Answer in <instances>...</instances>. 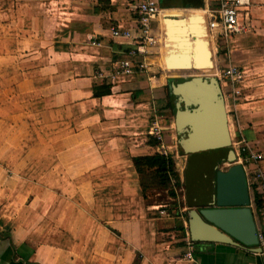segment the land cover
<instances>
[{
  "label": "crops",
  "instance_id": "obj_1",
  "mask_svg": "<svg viewBox=\"0 0 264 264\" xmlns=\"http://www.w3.org/2000/svg\"><path fill=\"white\" fill-rule=\"evenodd\" d=\"M133 1L0 0V264H175L185 252L187 212L204 196L148 204L132 159L156 154L149 128L169 111L166 87L180 74L166 68L183 53L168 31L186 22L166 20L195 14L208 27L220 0H203L200 9L159 7L147 70L111 84L105 76L131 46L110 30L134 28ZM239 20L244 33L224 40L201 24L200 40L215 45L210 76L231 101L234 153L244 141L264 156V0H252ZM233 65L245 72L238 97L218 79ZM107 86L109 95H94ZM213 190L214 181L208 198ZM252 196L257 231L264 230ZM160 206L170 207L168 217L153 211ZM194 247L197 264H264V252Z\"/></svg>",
  "mask_w": 264,
  "mask_h": 264
},
{
  "label": "water",
  "instance_id": "obj_2",
  "mask_svg": "<svg viewBox=\"0 0 264 264\" xmlns=\"http://www.w3.org/2000/svg\"><path fill=\"white\" fill-rule=\"evenodd\" d=\"M172 17V16H171ZM202 17L191 14L186 20L177 16L166 22L185 23L168 31L171 44L180 53L167 59L166 68L179 72L171 90L178 101L174 127L184 155L229 149L232 146L225 99L219 82L210 77L214 70L210 43L201 41ZM193 47V49H192ZM187 48V51L182 49ZM191 72L198 77H187ZM189 76V75H188ZM226 171L216 170L214 193L205 195L197 209L187 212L188 233L195 244H220L249 249L260 255L257 227L252 211L251 194L241 164L227 162Z\"/></svg>",
  "mask_w": 264,
  "mask_h": 264
},
{
  "label": "built area",
  "instance_id": "obj_3",
  "mask_svg": "<svg viewBox=\"0 0 264 264\" xmlns=\"http://www.w3.org/2000/svg\"><path fill=\"white\" fill-rule=\"evenodd\" d=\"M252 0H220L218 7L210 12L208 28L211 32H217L220 39L228 40L234 36L245 32V27L239 18L242 9L247 8ZM134 15V28L123 30L120 27L111 28L110 36L112 39L126 41L131 48L125 56L112 63L109 74L105 76L111 84L125 81L137 74L147 70L144 61L148 51L156 44L152 32V22L160 12L156 0H134L129 6ZM245 80V72L242 68L233 65L225 69L219 81L230 84L233 97L241 94L242 85ZM166 129L161 125V121L154 119L149 128V135L156 142L155 152L163 157L172 154V148L166 144ZM236 163L242 165L247 183L255 185L260 193L262 207L259 209L260 216L264 219V173L261 163L264 160L262 153L251 151L247 143L237 144L235 152ZM253 165L251 173L246 170L247 166ZM173 183V182H172ZM173 185H175L173 183ZM168 206H160L153 209L159 217L165 218L170 214ZM259 248H264V230L257 231ZM185 252L178 258L175 264H197L195 257L194 243L190 240L188 231L184 235Z\"/></svg>",
  "mask_w": 264,
  "mask_h": 264
},
{
  "label": "trees",
  "instance_id": "obj_4",
  "mask_svg": "<svg viewBox=\"0 0 264 264\" xmlns=\"http://www.w3.org/2000/svg\"><path fill=\"white\" fill-rule=\"evenodd\" d=\"M159 7L161 9L169 8H183V9H200L203 7V0H158ZM175 81H171L166 87V100L167 108L173 113L175 112V103L177 100L171 90V84ZM105 90L94 93L97 97L107 96L110 94V87H102ZM153 143V142H151ZM156 146V142L153 143ZM199 160V166L205 171L204 178L207 179L206 184L208 187H212V183L215 178L216 166L221 163L235 162L236 156L232 148L223 149L218 151H210L206 153H200L196 155H190ZM134 170L139 179V186L141 189V196L144 200L147 199V192L166 193L167 197L171 200L177 198L175 193L176 184H172L173 171L175 167V159L172 154L167 158L159 154L152 156L136 157L132 159ZM251 194L253 204L257 209L262 207V201L260 200V193L254 185H251ZM198 190H202L198 188ZM210 191V190H209ZM207 191H202L199 194L203 196L207 195ZM198 194V193H197ZM198 194V195H199Z\"/></svg>",
  "mask_w": 264,
  "mask_h": 264
},
{
  "label": "rangeland",
  "instance_id": "obj_5",
  "mask_svg": "<svg viewBox=\"0 0 264 264\" xmlns=\"http://www.w3.org/2000/svg\"><path fill=\"white\" fill-rule=\"evenodd\" d=\"M213 47H215V45L211 47V51L213 55L214 70L209 75L215 74V70L217 66L216 53ZM219 55H220V52H219ZM188 75L185 78L190 77V76L199 77L201 74L200 72L199 73L191 72ZM177 77L175 79H177ZM216 77L218 78V76ZM225 102H226L227 116L229 117L230 120H232V112H231L232 108L230 107L231 101H229L228 103V101L225 100ZM160 119H161V125L164 127V129H166V131L168 132L167 135L174 141L175 145L177 146L178 152H179L180 158L179 160L175 161V167H174L173 177H172V182L176 184V181H177L178 183V187L176 186L178 188V189L176 188L177 189L176 196H178L181 199V201L185 203V200L183 199L184 197H186V199H191V197H195L197 193L199 194L202 191L209 192L210 190V187H208L209 184H206L207 179L204 178L205 169L203 170L199 166V163H200L199 160L192 156L184 155L183 152L180 150V145H179V142H177V134H176L175 127H174L173 113H171L170 111L166 113H162L160 115ZM229 131L231 135L232 129L231 130L229 129ZM231 138H232V135H231ZM228 168L229 166L226 163H221L218 166H216V169L221 170V171H226ZM198 188L202 190L200 191L198 190ZM175 200H177V198ZM175 200H171V199L169 200L167 198V195L163 192H161L159 195L157 194V192H152V191L147 192V203L148 204H161V205L164 204L165 205Z\"/></svg>",
  "mask_w": 264,
  "mask_h": 264
}]
</instances>
